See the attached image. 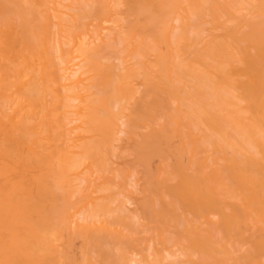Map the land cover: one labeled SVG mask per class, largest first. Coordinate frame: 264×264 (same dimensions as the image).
<instances>
[{
	"label": "bare ground",
	"instance_id": "1",
	"mask_svg": "<svg viewBox=\"0 0 264 264\" xmlns=\"http://www.w3.org/2000/svg\"><path fill=\"white\" fill-rule=\"evenodd\" d=\"M0 264H264V0H0Z\"/></svg>",
	"mask_w": 264,
	"mask_h": 264
}]
</instances>
